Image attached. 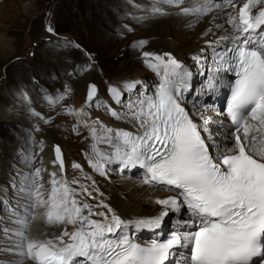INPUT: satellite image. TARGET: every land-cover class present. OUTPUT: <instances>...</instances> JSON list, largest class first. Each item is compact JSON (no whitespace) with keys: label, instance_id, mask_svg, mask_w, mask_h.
<instances>
[{"label":"snow or ice","instance_id":"obj_1","mask_svg":"<svg viewBox=\"0 0 264 264\" xmlns=\"http://www.w3.org/2000/svg\"><path fill=\"white\" fill-rule=\"evenodd\" d=\"M238 2L242 3L238 11L234 0H204L200 6L181 9L182 14L195 16L216 11L225 19V24L215 25L226 34L217 42L222 46L214 49L213 59L217 76L232 74L234 79L229 81L225 119L218 124L225 129L219 143L208 133L209 122L198 124L182 106L191 71L171 53L142 52L147 66L161 76L153 94L141 92L140 82H126L125 91L137 93L133 103L118 87L109 89L117 104L128 100L125 116L136 122V132L106 128L98 120L91 126L85 122L93 140L89 159L93 169L104 175L111 164L125 169L140 166L145 183L175 190L177 196L157 199L164 210L135 221H125L103 205L109 218L78 199L80 192L71 186L78 182L58 180L55 172L45 191L37 179L41 170L36 169L23 189L31 204L18 221L19 255L35 264H166L179 249L187 248L182 264H264V0ZM230 6L234 11H223ZM192 59L197 65L207 62L201 56ZM210 83L214 89L220 80ZM97 91L95 85L89 86V105L97 103ZM101 144L111 151H102ZM55 152L63 172L59 146ZM82 191L91 196L86 187ZM37 206L44 209L48 223L71 225L72 231L65 227L59 236L29 240L26 230ZM181 208L189 213L190 227L198 224L195 231L148 246L134 242L126 231L157 228L165 216Z\"/></svg>","mask_w":264,"mask_h":264},{"label":"rangeland","instance_id":"obj_2","mask_svg":"<svg viewBox=\"0 0 264 264\" xmlns=\"http://www.w3.org/2000/svg\"><path fill=\"white\" fill-rule=\"evenodd\" d=\"M198 1L201 0H183L180 4L168 3L167 0H0V37L11 39L15 51L9 61H5L0 53V59L3 58L0 60V105L11 106L10 112L14 117L22 116V122H0V167L9 174L7 178L10 180L2 185L6 191L0 200V264H11L13 256H17L16 252H10L8 243L3 240H10V235L20 230L18 221L26 215V201L31 204L23 190L27 187L30 174L40 169L41 174L37 179L45 191L49 190L43 165V139L37 136V118L49 122L54 117L50 116L53 109L67 106L72 75L83 76L93 63H98L100 74L92 82L107 86V92L111 94L110 87H118L115 81L119 76L118 71L124 63L132 61L131 52L136 40L143 42V38H151L150 34L153 33L150 26L141 24L135 18H147L146 14L157 9L158 5L166 9L190 8L192 3ZM25 3L35 4L33 16L22 13ZM125 3L129 8H125ZM135 10H138L137 16L133 15ZM232 11L233 8L228 12ZM132 21L136 24H131ZM198 29V25L189 27L195 33L201 31ZM209 33L203 34V39L212 42L217 32L214 35ZM204 45L208 43L204 41ZM152 71L151 67L141 62L136 64L130 75L144 78L146 75L153 76ZM153 79L156 80L155 76ZM139 81L142 85L143 79ZM14 95L24 100L15 102ZM129 98L133 99L134 95ZM187 101L200 104V99L195 97ZM126 103L127 99L124 106ZM26 106L31 107L29 111H26ZM68 110L69 107L64 108V111ZM24 115H28L27 126L24 125L27 121ZM57 144L62 146L59 142ZM108 167L110 179L118 182L125 169H119L116 164ZM89 199L95 200V196L91 194ZM36 212L45 218L44 209L37 206L31 212L28 229ZM60 226L65 228V225ZM46 233V237L53 238L57 231L46 228Z\"/></svg>","mask_w":264,"mask_h":264},{"label":"bare ground","instance_id":"obj_3","mask_svg":"<svg viewBox=\"0 0 264 264\" xmlns=\"http://www.w3.org/2000/svg\"><path fill=\"white\" fill-rule=\"evenodd\" d=\"M217 2L221 1L217 0ZM202 3H204V0L192 3V7L200 6ZM234 3L235 10L238 11L239 7L242 6V3L238 2V0H234ZM127 4L128 3H125V8H129ZM160 7V5L157 6L159 12L151 11L149 14H146L148 16L147 18L140 20L135 18V20L141 24L150 26L153 33L150 34L151 38L147 37L148 39L145 40L143 38V42L146 43L142 44L141 41L136 40V44L131 52L132 61L124 63L118 71L119 76L115 78L117 86L121 93H127L124 88L126 82H138L143 79V87L140 91L143 92V89H145L148 94H153L161 83V76L157 75L155 70L152 69V72L156 80L153 79V76L151 75H146L142 78L139 75H130V73L135 69L136 64L143 62L144 65H147L142 56V52L147 51L157 54L171 52L181 60L182 65L191 71V76L187 78L188 86L184 89L181 95L184 99L183 101L185 104L187 103L188 109L192 113L191 117L198 124H203V121H208L209 123L206 125L208 133H210L213 139L219 143L222 138L221 134L225 132V129L219 127L218 124L220 121H223L225 117L222 115L224 112L222 106L216 105L215 101L217 98L214 96H218L223 90H226L228 82L226 75L221 74L220 76H217L215 69L216 63L212 62L213 57L210 54L214 49L222 46L218 45L217 42L226 33L223 28H216L215 25L225 24V19L223 16H217L216 11L195 16L182 14V8L176 9L169 7L166 9ZM35 8V4L25 3L22 6V13L29 17L33 16L35 14ZM231 9L232 7L230 6L223 11L228 12ZM137 11L135 10L133 15L137 16ZM133 23L136 24L135 21L131 22V24ZM192 25H198V30L201 31H197L196 33L190 31L189 27L192 28ZM225 27H227V25H225ZM211 32L213 35L214 32H217V37L215 36L216 38L213 39L212 42L203 39V34H211ZM206 37H208V35ZM204 41H206L208 45L203 46ZM12 43L11 39L0 37V53L5 61H9L13 52H15ZM194 56L207 58V62L205 64L197 65L192 59ZM3 58L1 57L0 60L2 61ZM97 64L98 63L91 64V68L88 72H85L81 77H78L76 74L72 75V85L70 86L71 92H69L68 95L69 102L67 106H63L60 109H53L50 116L54 115V117L49 122L37 118V136L43 139V165L46 169V179L49 183L51 180V173L55 172L57 173L58 180L63 178L69 182H78L77 184L71 185L80 192L78 199L92 205L94 211L107 213V208L103 207V205H107L125 221H135L140 219V216L155 217L164 210V206L156 203L157 199L175 197L177 196L176 191L145 183V170L140 166L128 169L123 167L125 169V172L122 171L123 176L119 177L120 179L118 182H115V180L113 181L109 177V167H106L105 174L101 175L100 172L93 169L89 164V159L92 157L91 145L93 144V140L89 135V127L85 126V122L91 126L93 121L98 120L100 124L113 130L122 129L132 132L138 130L136 122L125 116V114L129 112L127 105L124 106V103L117 104L113 100L112 95L108 94L107 86L104 87L101 83H97L99 88L97 103L92 105L88 104L86 99L88 84L99 78L100 74L98 72ZM65 73L66 76L69 75L66 70ZM215 79H219L220 83L213 89L210 81ZM194 86L196 89H194ZM135 92L136 91L126 94L127 97H132L134 95V98L132 99L133 103L136 102L137 97ZM193 97L198 100L200 99V104L187 101V99L189 100ZM14 100L15 102H18L20 100L23 101L24 99L19 95H14ZM27 106L26 111H29L31 107L29 106L27 108ZM107 106H110V108L119 113L120 116H113ZM67 107H69V110L64 111V108ZM11 108V106L0 105L1 123H17V120L22 122V116L19 118L14 117L10 112ZM24 116L27 118L24 125L27 126V122H29L28 115ZM57 142L61 143L64 148L67 171L66 175L62 174L59 165L54 163L55 160L53 157L54 154L52 155V146ZM40 144L42 145L41 142ZM100 148L104 152L111 151V149L103 144L100 145ZM1 157L2 156L0 155V158ZM7 164H10V162L7 161ZM75 164L80 165V167H73ZM117 166L119 169L122 167L119 165ZM8 175L9 174L4 171V168L0 167V200L5 194L4 191H6L5 187H2V185H4V182L10 181L7 178ZM50 187L51 185L49 183L48 188L50 189ZM84 187L95 196V200L89 199V195L82 191V188ZM28 206H30V203L26 201V208ZM107 214L110 218L111 213ZM34 215L35 217L33 223L31 222V228H27L28 233H26V235L29 240L52 238L46 237L48 236L46 235L48 234L46 233V228L50 229L52 232L56 230L57 233L55 234V237L59 236L65 229H62L60 224L48 223L46 217L41 218L37 212ZM93 218L103 219V217ZM189 224V213L186 209L181 208L177 209L174 213H169L165 216L160 223V228H130L126 231L129 232L132 240H139L150 244V239L158 238L160 236L159 233H173L176 231L187 233L189 229L194 230L198 227V224L191 227ZM65 227L68 228L69 232L73 229V226L71 225ZM16 233L17 232H15L14 235H10L12 236L10 240H3L5 243H8L10 252H16L15 254H17V256H13L14 260L10 261L11 264H33L30 259L18 254L20 250V237L16 235ZM182 251H187V248H182L181 251L175 253V255L181 259L179 264H182L187 258L185 253H183L182 257L178 254Z\"/></svg>","mask_w":264,"mask_h":264},{"label":"water","instance_id":"obj_4","mask_svg":"<svg viewBox=\"0 0 264 264\" xmlns=\"http://www.w3.org/2000/svg\"><path fill=\"white\" fill-rule=\"evenodd\" d=\"M165 53H171V52H165ZM172 54V53H171ZM172 56L178 61V62H180V60H178L173 54H172ZM90 85H95L96 86V88H97V90L99 91V88H98V85L96 84V83H94V82H90L89 84H88V88H87V94H88V89H89V86ZM98 91H97V93H96V96H97V94H98ZM86 99H87V95H86ZM56 146H59L58 144H55L54 145V151H55V147ZM60 147V146H59ZM60 149H61V147H60ZM61 153H62V151H61ZM55 156H56V152H55ZM62 158H63V153H62ZM57 159V158H56ZM63 166H64V159H63Z\"/></svg>","mask_w":264,"mask_h":264}]
</instances>
